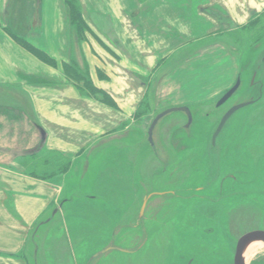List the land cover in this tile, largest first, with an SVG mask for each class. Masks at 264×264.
<instances>
[{
    "label": "rangeland",
    "instance_id": "obj_1",
    "mask_svg": "<svg viewBox=\"0 0 264 264\" xmlns=\"http://www.w3.org/2000/svg\"><path fill=\"white\" fill-rule=\"evenodd\" d=\"M89 1L100 13V0ZM57 2L12 0L7 32L16 46L23 47L18 40L27 29L30 34L40 31L42 15L62 12ZM67 6L73 17L75 61L65 74L82 93L96 96L82 77L85 67L78 45L84 29L77 28L74 10ZM173 37L171 33L169 41ZM141 40L137 37V45ZM237 78V93L215 108ZM142 83L147 94L127 126L69 158V165L55 154L38 157L43 165L44 160L50 163L53 172L44 193L38 190L35 195L36 187L26 188L22 216L8 209L25 229L19 256L23 264H232L237 239L264 231V12L248 27L225 23L215 35L202 32L200 41L190 40L169 53ZM259 91L261 99L237 111L212 147L225 110L256 100ZM21 93L0 87V116L15 119L20 115L17 107L28 112ZM100 102L107 104L102 97ZM7 103L13 109H6ZM178 107L188 108L192 122L186 127L182 112L163 116L153 128L150 145L147 133L154 118ZM112 122L115 118L100 110V126ZM37 165L35 171L42 175ZM259 242L249 243L253 253L243 255L245 264H264V245Z\"/></svg>",
    "mask_w": 264,
    "mask_h": 264
},
{
    "label": "crops",
    "instance_id": "obj_2",
    "mask_svg": "<svg viewBox=\"0 0 264 264\" xmlns=\"http://www.w3.org/2000/svg\"><path fill=\"white\" fill-rule=\"evenodd\" d=\"M76 2L88 29L78 45L79 55L92 86L106 96L107 104L100 102L99 95L82 93L65 76L66 65L75 60L64 0L57 2L61 13L42 15L40 31L30 34L27 29L23 38L52 63L42 62L26 46L15 45L7 32L12 0H0V87L19 89L28 108L26 112L17 107L20 115L15 119L0 116V264H23L19 256L25 229L8 215V209L22 216L26 188L36 187L35 195L38 190L44 193L51 180L47 176L53 172L50 163L44 160L43 165L38 157L55 154L69 165V158L93 149L102 136L132 121L147 94L142 82L169 53L190 40L200 41L202 32L215 35L225 23L242 28L264 12V0H100V13L89 0ZM171 33L174 37L169 41ZM137 37L142 38L138 45ZM9 108L13 109L7 103ZM100 110L115 122L101 127ZM36 161L42 175L35 171Z\"/></svg>",
    "mask_w": 264,
    "mask_h": 264
},
{
    "label": "water",
    "instance_id": "obj_3",
    "mask_svg": "<svg viewBox=\"0 0 264 264\" xmlns=\"http://www.w3.org/2000/svg\"><path fill=\"white\" fill-rule=\"evenodd\" d=\"M240 85V81L239 79H237V81L235 82V84L232 86V88H230L225 94L224 96L219 100V102L217 103V106H221L222 104H224L238 89ZM249 103H242L239 104L237 106H234L233 108H231L230 110H228V112H226L224 114V116L221 118L215 132L212 135V143L215 141L216 137L218 136V134L220 133V131L222 130L224 124L226 123V121L228 120V118L235 113L236 111L248 106ZM173 112H182L185 114L186 118H187V124L186 127H188V125L192 122V115L190 113V111L188 110V108L185 107H178V108H169L167 110H165L164 112H162L161 114H159L158 116H156L154 118V120L152 121L149 129H148V142L150 143V145H152V131L154 126L156 125L157 121L162 118L163 116L169 114V113H173ZM146 202V198H144L143 200V206ZM142 206V207H143ZM257 240H261L264 241V232L261 231H254V232H249L245 235H243L237 242L236 245V250H235V256H234V264H243L242 261V253L244 250V247L252 242V241H257ZM110 250V248L98 253L97 255H101L103 253H105L106 251Z\"/></svg>",
    "mask_w": 264,
    "mask_h": 264
},
{
    "label": "trees",
    "instance_id": "obj_4",
    "mask_svg": "<svg viewBox=\"0 0 264 264\" xmlns=\"http://www.w3.org/2000/svg\"><path fill=\"white\" fill-rule=\"evenodd\" d=\"M64 3H65V6H66V8H67V13H68V18H69V21H70V24H71V26H73V17H72V12H71V10L69 9V7L67 6V5H69V6H71L72 7V9L74 10V14H75V17H76V22H77V28L79 29V28H83L84 30H83V39H84V35H85V33L87 32V27H86V24L84 23V20L82 19V13H81V11H80V9H79V7H78V4H77V2H76V0H64ZM251 23H252V18L250 19V21L245 25V27H248L249 26V24L251 25ZM18 41H20L21 43H22V45L25 47H27V48H30V46L23 40V39H21V40H18ZM35 54H37L43 61H45V62H48V63H52V61L51 60H49L47 57H45L44 55H42V54H40V53H38L36 50H34L33 48H30ZM70 65H66V67H65V69H64V71L65 70H68V69H70ZM65 73V72H64ZM72 74H75L74 76L76 77V78H82V77H84V85H85V87L86 88H88L92 93H94V95H99L100 97H102V99H105L106 100V96L103 94V93H101V92H99L98 90H96L93 86H92V84H91V81L89 80V77H88V75H87V71H86V69H85V75L84 76H82V77H80V73H72ZM65 76H66V78L67 79H69V80H71V78L70 77H68L66 74H65ZM73 82V81H72Z\"/></svg>",
    "mask_w": 264,
    "mask_h": 264
},
{
    "label": "flooded vegetation",
    "instance_id": "obj_5",
    "mask_svg": "<svg viewBox=\"0 0 264 264\" xmlns=\"http://www.w3.org/2000/svg\"><path fill=\"white\" fill-rule=\"evenodd\" d=\"M237 79H238V78H237ZM237 79L235 80V82L237 81ZM239 81H240V80H239ZM234 84H235V83H234ZM234 84H233V85H234ZM240 84H241V82H240ZM239 87H240V85H239ZM239 87H238V89H239ZM231 88H232V87H231ZM238 89H237V90H238ZM237 90H236V91H237ZM226 92H227V91H226ZM226 92H225V93H226ZM225 93H224V94H225ZM235 93H236V92H235ZM235 93H234V94H235ZM224 94H223L220 98H218V99L216 100V102H215V108L218 109V108H221L222 106L226 105V104L229 102V100H231V97L234 95V94H233V95H232V96H231V97H230V98H229L224 104H222L221 106H217V103H218L219 100L224 96ZM261 96H262L261 91H259V96H258V98H257L256 100L253 99V100H249V101H246V102H241V103H238V104H235V105H231V106H229V107L225 110V112L220 116V119H219V121H218V124H219L221 118L224 116V114H225L226 112H228V110H230V109L233 108L234 106H237V105L242 104V103H249L248 106H253V105H255V104L261 99V98H260ZM259 98H260V99H259ZM248 106H246V107H248ZM244 108H245V107H244ZM238 111H239V110H238ZM236 112H237V111H236ZM236 112L233 113V114L228 118V120H230V119L236 114ZM228 120L226 121V123L228 122ZM226 123H225V124H226ZM218 124H217V126H218ZM225 124H224V126H225ZM224 126H223V128H224ZM216 128H217V127H216ZM223 128H222V129H223ZM215 130H216V129H215ZM214 132H215V131H214ZM220 132H221V131H220ZM217 137H218V136H217ZM217 137H216V138H217ZM211 143H212V142H211ZM214 146H215V142L212 143V147H214ZM226 178H228V179H234L233 176H228V177H226ZM225 180H226V179H225ZM142 206H143V204L141 205L139 212L142 211ZM257 231H260V230H257ZM251 232H254V231H251ZM261 232H264V231H261ZM248 233H249V232H248ZM246 234H247V233H246ZM244 235H245V234H244ZM242 236H243V235H242ZM242 236H241V237H242ZM241 237H240V238H241ZM240 238L237 239V242H238V240H239ZM257 241H259V240H257ZM237 242H236V245H237ZM260 242H262L263 245H264V241H261V240H260ZM248 244H249V243H248ZM236 245H235V250H236ZM245 247H246V246H245ZM245 247H244V249H245ZM235 250H234V254H233V258H232V264H234L233 261H234V256H235ZM243 251H244V250H243ZM243 255H244V253H242V261H243V264H245V263H244Z\"/></svg>",
    "mask_w": 264,
    "mask_h": 264
},
{
    "label": "bare ground",
    "instance_id": "obj_6",
    "mask_svg": "<svg viewBox=\"0 0 264 264\" xmlns=\"http://www.w3.org/2000/svg\"><path fill=\"white\" fill-rule=\"evenodd\" d=\"M236 93H237V92H236ZM233 117H234V116H233ZM233 117H232V118H233ZM232 118H231V119H232ZM231 119H230V120H231ZM230 120H228V122H229ZM228 122L225 124L224 128L226 127V125L228 124ZM224 128H223V129H224ZM259 244H260V245H263L262 242H259ZM243 253H244V257L248 258L249 255L253 253V245L247 244L246 247H245V249H244V251H243Z\"/></svg>",
    "mask_w": 264,
    "mask_h": 264
}]
</instances>
